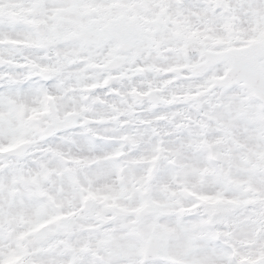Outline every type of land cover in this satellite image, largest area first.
Returning a JSON list of instances; mask_svg holds the SVG:
<instances>
[{"label":"snow or ice","instance_id":"1","mask_svg":"<svg viewBox=\"0 0 264 264\" xmlns=\"http://www.w3.org/2000/svg\"><path fill=\"white\" fill-rule=\"evenodd\" d=\"M0 264H264V0H0Z\"/></svg>","mask_w":264,"mask_h":264}]
</instances>
